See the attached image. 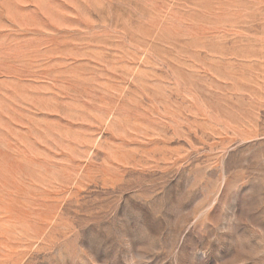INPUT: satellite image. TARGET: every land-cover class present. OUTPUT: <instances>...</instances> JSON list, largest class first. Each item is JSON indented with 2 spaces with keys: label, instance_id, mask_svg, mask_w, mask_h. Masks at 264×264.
<instances>
[{
  "label": "rangeland",
  "instance_id": "374dc122",
  "mask_svg": "<svg viewBox=\"0 0 264 264\" xmlns=\"http://www.w3.org/2000/svg\"><path fill=\"white\" fill-rule=\"evenodd\" d=\"M0 264H264V0H0Z\"/></svg>",
  "mask_w": 264,
  "mask_h": 264
}]
</instances>
